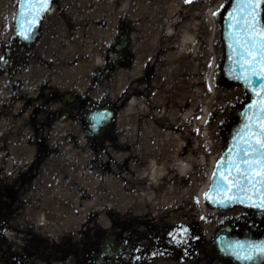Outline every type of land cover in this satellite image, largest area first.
I'll use <instances>...</instances> for the list:
<instances>
[{"label":"flooded vegetation","instance_id":"obj_1","mask_svg":"<svg viewBox=\"0 0 264 264\" xmlns=\"http://www.w3.org/2000/svg\"><path fill=\"white\" fill-rule=\"evenodd\" d=\"M24 6L33 15L25 29L38 32L27 42L17 36ZM4 31L9 36L2 41ZM153 32L140 0H0V71L7 90L0 103V124L6 127L0 130V160L14 158L11 171L17 172L10 178L13 173L7 176L0 162V264H232L209 249L214 233H194L191 219L168 227L150 213H113L106 237L95 233L82 251L79 234L48 241L33 232L26 188L47 156L58 157L49 144L50 129L79 128L84 140L104 141L113 136L110 128L119 115L123 123L137 125L144 119L140 108L157 106L161 92L166 97V91H185L166 86L160 50L151 51ZM103 110L113 116L90 133L91 114ZM10 128H16L15 144L30 153L11 152ZM104 154L108 173L128 170L127 162ZM27 156L34 162L20 167ZM229 221L231 236L264 240V214L235 207Z\"/></svg>","mask_w":264,"mask_h":264},{"label":"bare ground","instance_id":"obj_2","mask_svg":"<svg viewBox=\"0 0 264 264\" xmlns=\"http://www.w3.org/2000/svg\"><path fill=\"white\" fill-rule=\"evenodd\" d=\"M185 1L174 0L171 5L163 6L167 13L165 31L170 36L175 33L173 31L177 22L174 9ZM150 3L140 0L146 23H150L153 32V26L156 25L154 12H160L161 9L154 0ZM194 27V22L187 23L184 20L175 39L177 43L157 48L167 77L176 75L177 78V74H180V53L189 59V63L186 61L183 66L185 91L175 94L173 102H165L161 98L150 111L145 107L140 108L144 119L137 125L129 126L127 134L120 138L121 143L112 147V157L122 156L129 160L126 172L112 170L100 174L97 167L91 172L81 167L69 172L70 179H67L68 174L63 172V168L66 160L74 156L67 151L71 146L70 141L65 142L62 148L65 149L64 155L60 159L52 156L45 161L39 176L45 185L46 201L40 208L30 209L46 231L55 234L69 230V233H74L83 223L92 220L95 223L96 219L104 218L108 224L112 208L137 217L150 213L154 219L168 227L186 223L195 203L200 212L206 214L203 195L216 157L211 156L210 165L205 168V156L200 144L203 141L211 143L212 129L208 126V116L210 106L216 100V91L213 85V66L209 67L204 76L208 87L213 90L210 96H206L207 90L202 85L203 66L198 73L201 76L198 81L200 86L196 90L193 85L197 39ZM157 41L155 46L159 44ZM94 58L98 59V55H94ZM193 91L195 93L191 95ZM197 169L207 171L204 180L200 171L196 172ZM72 179L78 182L77 188L72 186ZM81 196L85 199L81 209L76 211L75 200ZM216 212L210 211L211 214ZM86 216L88 221L85 220ZM205 229L208 233L211 230L210 224Z\"/></svg>","mask_w":264,"mask_h":264},{"label":"rangeland","instance_id":"obj_3","mask_svg":"<svg viewBox=\"0 0 264 264\" xmlns=\"http://www.w3.org/2000/svg\"><path fill=\"white\" fill-rule=\"evenodd\" d=\"M146 4L152 3L153 0H144ZM230 0H187L185 2H180L174 9V15L176 19V28L173 31L174 34L170 36L169 33H166L165 31V25L164 20L167 18V13L163 9V6L171 5L174 0H154V2L158 3V6L160 7V12L156 11L154 12V16L156 18V25L153 27L154 30V43L151 48V51L157 50V48H163L167 46L168 44H174L177 43L175 40L176 37H178V33L180 30V26L182 25L183 21L186 20L187 23L194 22L195 27L193 28L195 34H196V46H195V59H194V65H195V72H194V78H193V85L195 89L200 86L198 84L199 79L201 80V76L198 75L201 67L203 66V74L204 77L207 73V70L209 67L213 66V85L214 90L216 91V100L215 102L210 106L209 116H208V126L210 127L211 134H210V140L211 143L207 144L206 142H201L200 146H202L203 153L205 156L203 166L207 168V166L210 165L211 156L217 157L220 152L222 151L225 141H226V134L231 127L232 124L236 122V118L234 115V110L240 106H242L247 100L248 95L244 91V89L234 83H230L226 81L224 78L220 77L218 79H215L216 73L220 71L221 65L223 63L224 58V50L223 45L221 42V21L216 20L214 17V11L216 9H221L224 11L228 5ZM150 3V4H151ZM103 7H108L107 4H103ZM153 11L151 12V14ZM5 33H1V40L5 41L7 39V36H9L8 31H4ZM159 37V38H158ZM157 39L159 41H157ZM159 43L155 46V42ZM6 42H4L5 44ZM159 48V49H160ZM180 63H179V71L180 74L174 75L173 77H167L165 76V83L166 86H173L177 89L184 88V81H185V75L183 72V66L184 63L189 59H186L182 53H180ZM187 61V63H189ZM214 63V64H213ZM188 67V64L186 65V68ZM161 73L164 75V67L161 63ZM188 69V68H187ZM187 69L185 71H187ZM199 77V78H198ZM5 80L6 75H4L3 71H0V103L2 102L1 97L5 95L6 87H5ZM204 81L202 82L203 87L206 88L207 93L206 96H210L212 94V88H209L207 85L206 78L204 77ZM164 83V84H165ZM210 91V92H209ZM167 96L164 97L162 92L160 96L164 99L166 102H173L175 100V94H178L179 91H166ZM195 93V91L191 92L190 94ZM188 93V95H190ZM121 115L118 116L116 124L114 127L110 128V132L112 133V137L109 139H104V141H86L83 139V133L81 129L79 128H66V127H60V128H52L50 137H49V144L57 148V154L58 158L60 159L64 155V144L67 141H70L71 143H77L74 147L73 144L68 148V152L73 154V157H69L66 160L65 167L63 168V172L65 174H68L72 170H78L79 168H84L87 172H91L92 170L99 171L100 174H104L106 171V153L107 151L112 152V147L117 146L118 143H121V137H124L128 132L129 126H134L132 123L126 124L123 123ZM138 124V123H137ZM16 128H10V131H14ZM0 130H6V127L4 124H0ZM10 132V150L12 153L23 151L30 153V149H27L26 147L20 148L18 144H15L14 140L18 139L16 137L17 132ZM28 135V130L24 129V134H22V138L25 139ZM110 143L112 145H110ZM71 145V144H70ZM74 147V148H73ZM115 150V149H114ZM121 151V150H119ZM51 156H47L46 160ZM33 156H27L26 158L20 160L21 163L20 167L26 168L30 162L33 160L31 159ZM55 157V156H54ZM58 159V160H59ZM117 161H121L122 163L128 162L129 160L122 156L115 157L114 158ZM44 160V163L45 161ZM15 159L10 158L8 160H0L1 165L5 164L6 172L8 173L7 176H11L10 178H13L16 176L17 172L11 171V165L12 163L15 164ZM34 162V161H33ZM100 165V166H99ZM42 169V168H41ZM40 169V170H41ZM200 170L197 169L196 172H199ZM42 170L39 172L33 173L36 180L32 182V185L28 191V195L31 199V206L30 208H40L43 206V203L46 201L45 197V189H44V182L41 180L39 174L41 175ZM207 171L202 169L200 171V176L204 180L206 178ZM39 176V177H38ZM67 179H70L69 174L66 176ZM66 179V181H67ZM74 184V185H73ZM72 186L78 187V182L76 180L73 181L72 179ZM29 189V190H28ZM82 197V198H81ZM80 198L75 200V207L76 211L81 209L85 197L81 196ZM207 211L206 214H203L200 212V210L197 207V204L192 206L191 208V217L187 219H191V225L193 226L194 233L196 232H202L205 238L210 237L212 233L216 231L218 227H220L222 224L230 222V215L232 214V209L228 211H220L216 210L217 212L214 214H211L210 211H212L207 204L205 203ZM117 210V211H116ZM113 211V212H112ZM112 213L118 212V217H122L121 211L118 209L112 208ZM116 211V212H115ZM215 211V210H214ZM31 212V224L33 232L37 236L42 237H48V241H51L49 239L55 238L57 241H62L67 238L69 234L68 231H62L59 233L53 234L52 232L46 231L43 227V225L39 224L36 218V215L30 210ZM208 213V214H207ZM78 216V213L75 215ZM91 217V216H90ZM118 218V219H120ZM77 219V218H76ZM85 220L88 221L87 216L85 217ZM51 222V221H50ZM94 220L91 222L83 223L81 226H78L76 230H74L73 236H77L79 234L80 237V248L81 251L83 249H88L89 245L91 244L92 240L95 237V233H97V237L100 239H104L106 237L105 235V228L107 227L106 219L103 220H95V223H93ZM210 224L211 230L207 233L206 232V226ZM86 244V245H85ZM85 245V246H84ZM83 253V252H82Z\"/></svg>","mask_w":264,"mask_h":264},{"label":"water","instance_id":"obj_4","mask_svg":"<svg viewBox=\"0 0 264 264\" xmlns=\"http://www.w3.org/2000/svg\"><path fill=\"white\" fill-rule=\"evenodd\" d=\"M263 0H231L222 15V42L225 58L222 74L240 84L249 100L235 111L237 122L226 135L227 142L211 173L204 200L211 208L228 209L240 205L264 213V23ZM19 13L18 37L33 39L36 31L25 29L33 18ZM219 19L220 11L215 12ZM103 110L90 116V130L96 132L110 117ZM226 224L217 230L210 248L234 264H261L264 240L231 237Z\"/></svg>","mask_w":264,"mask_h":264}]
</instances>
